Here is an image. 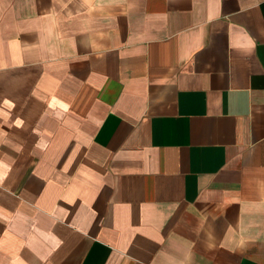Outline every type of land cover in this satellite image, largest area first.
I'll list each match as a JSON object with an SVG mask.
<instances>
[{"label": "crops", "instance_id": "crops-1", "mask_svg": "<svg viewBox=\"0 0 264 264\" xmlns=\"http://www.w3.org/2000/svg\"><path fill=\"white\" fill-rule=\"evenodd\" d=\"M0 264H264V0H0Z\"/></svg>", "mask_w": 264, "mask_h": 264}]
</instances>
